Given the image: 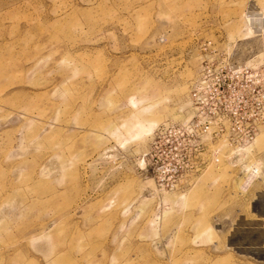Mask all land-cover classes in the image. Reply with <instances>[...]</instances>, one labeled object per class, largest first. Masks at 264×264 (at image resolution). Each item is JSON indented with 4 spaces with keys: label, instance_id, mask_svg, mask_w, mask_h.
<instances>
[{
    "label": "rangeland",
    "instance_id": "1",
    "mask_svg": "<svg viewBox=\"0 0 264 264\" xmlns=\"http://www.w3.org/2000/svg\"><path fill=\"white\" fill-rule=\"evenodd\" d=\"M209 40L263 59L264 0H0V264H264V130L255 180L146 165Z\"/></svg>",
    "mask_w": 264,
    "mask_h": 264
},
{
    "label": "built area",
    "instance_id": "2",
    "mask_svg": "<svg viewBox=\"0 0 264 264\" xmlns=\"http://www.w3.org/2000/svg\"><path fill=\"white\" fill-rule=\"evenodd\" d=\"M206 47L190 81V107L155 130L146 165L161 190L191 187L209 165L222 162L241 165L242 176L253 173L254 180L260 174L245 150L264 129V58L233 60L211 40Z\"/></svg>",
    "mask_w": 264,
    "mask_h": 264
},
{
    "label": "crops",
    "instance_id": "3",
    "mask_svg": "<svg viewBox=\"0 0 264 264\" xmlns=\"http://www.w3.org/2000/svg\"><path fill=\"white\" fill-rule=\"evenodd\" d=\"M256 209H257V212H259V213L261 211H264V199H261V198L258 197V200L256 201ZM262 241L260 242V245H263V242Z\"/></svg>",
    "mask_w": 264,
    "mask_h": 264
},
{
    "label": "bare ground",
    "instance_id": "4",
    "mask_svg": "<svg viewBox=\"0 0 264 264\" xmlns=\"http://www.w3.org/2000/svg\"><path fill=\"white\" fill-rule=\"evenodd\" d=\"M263 130H264V129H262V130L258 133V135H259L260 133H262ZM258 135L256 136V138L258 137ZM256 138H255V139H256ZM222 163H223V162H222ZM216 167H219V165H218V166H216V164H211V165H209V169H210V168H216ZM209 169H208V170H209ZM206 171H207V170H206ZM206 171H205V172H206ZM193 185H194V184H193ZM193 185H192V186H193ZM192 186H191V187H192Z\"/></svg>",
    "mask_w": 264,
    "mask_h": 264
}]
</instances>
